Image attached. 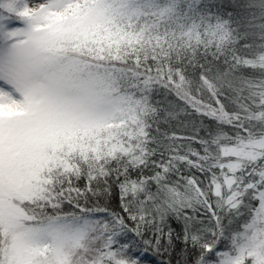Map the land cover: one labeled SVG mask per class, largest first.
Here are the masks:
<instances>
[{
    "label": "snow or ice",
    "instance_id": "6c2138e0",
    "mask_svg": "<svg viewBox=\"0 0 264 264\" xmlns=\"http://www.w3.org/2000/svg\"><path fill=\"white\" fill-rule=\"evenodd\" d=\"M0 264H264V0H0Z\"/></svg>",
    "mask_w": 264,
    "mask_h": 264
}]
</instances>
